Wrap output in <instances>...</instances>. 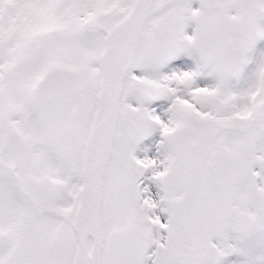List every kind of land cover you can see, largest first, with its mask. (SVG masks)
<instances>
[{
  "label": "snow or ice",
  "instance_id": "snow-or-ice-1",
  "mask_svg": "<svg viewBox=\"0 0 264 264\" xmlns=\"http://www.w3.org/2000/svg\"><path fill=\"white\" fill-rule=\"evenodd\" d=\"M0 264H264V0H0Z\"/></svg>",
  "mask_w": 264,
  "mask_h": 264
}]
</instances>
